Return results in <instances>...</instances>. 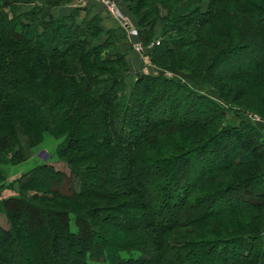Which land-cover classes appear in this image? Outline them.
<instances>
[{
	"label": "trees",
	"instance_id": "trees-1",
	"mask_svg": "<svg viewBox=\"0 0 264 264\" xmlns=\"http://www.w3.org/2000/svg\"><path fill=\"white\" fill-rule=\"evenodd\" d=\"M21 1L0 0V181L3 168L27 160L44 135L63 139L56 155L70 173L41 164L22 175L20 188L40 177L43 185L36 190L51 198L37 193L1 200L0 212L11 225L0 226V264H8L10 248L24 264H45L42 257L54 255L55 247L59 264H76V259L79 264H197V251L216 256L220 264H264V131L245 116L251 112L264 121V23L257 24L251 12L264 17V0H208L194 9L188 0H122L135 15L137 40L145 49L153 40L159 43L145 52L151 64L237 90L229 98L220 85L211 86L218 99L238 111V122L225 126L224 109L181 79L138 74L129 83L124 54L100 41L110 34L102 31L100 16L86 9L81 12L89 17L80 18L81 9L54 16L55 7L46 2L22 13ZM204 26L211 30L201 38ZM200 44L210 52L184 50ZM247 55L252 56L248 66L232 68L235 59ZM221 62L226 66L219 72ZM241 81L246 85L238 87ZM245 97L249 100L242 102ZM173 106L180 109L173 112ZM192 106L190 119L185 110ZM197 128L206 139L195 134L192 140L200 144L193 148L174 138L177 131L189 135ZM223 140L230 145L220 147ZM227 148L228 157L194 180L183 174L190 160L194 165ZM66 177L75 192L56 190ZM252 186L262 190L241 197ZM223 199L244 205L214 207ZM54 201L71 205L43 208ZM124 213L131 224L117 226ZM211 219H222L219 235L231 236H195L191 228ZM90 238L98 240L94 247L80 243ZM131 252L139 257H120Z\"/></svg>",
	"mask_w": 264,
	"mask_h": 264
},
{
	"label": "rangeland",
	"instance_id": "rangeland-1",
	"mask_svg": "<svg viewBox=\"0 0 264 264\" xmlns=\"http://www.w3.org/2000/svg\"><path fill=\"white\" fill-rule=\"evenodd\" d=\"M188 1L191 2L190 3V9H194V7L197 5L199 8L200 7L202 8L207 3L208 0H188ZM45 2H46V4H49V5L51 4L55 7L54 8L55 9L54 16L56 14H62L64 16H68V14L73 12L72 10H74V8H76V7L81 8L82 6H83V8H87V6H89V4H90L91 9H96L98 12H103V10L105 12V10H106L104 8V6H102V4L100 2H98V0L97 1L96 0H22L21 2H18L19 4H17V5L20 6V8L22 7L21 5H23L24 7L21 8V12L25 13V12L31 10L33 4L41 5ZM112 2H115V4H116L115 16L117 18L114 16L116 21L117 22L120 21L121 24H122V22H127L128 24L130 23L129 24L130 26H128L126 29H127L129 37L131 38L132 43L130 44L128 41L125 40L124 34H118L117 35V33H116L117 30L116 31L110 30V34H108V35L104 34V36L101 37L100 41L104 42V40H106L107 42H110L114 46L117 45L118 48H116V49H117V51L120 49L121 53H123L122 50H125V47L127 50L132 52V51H134V48H133L134 43L140 44L142 47V52L136 53L139 55V58H138L139 63H141V66H142L141 70L139 72L146 73V75L150 74V75H154V76H157V75H160L163 73L168 77H172V78L174 77L175 79H177V78L181 79L185 85H187L188 87H192V89H194L197 92L202 93L205 96L206 95L209 96L220 107H222L224 109V112L226 115L224 116L225 118H223V120H222L223 126L227 125V123L228 124H234L235 122H238V116H239L238 111L235 108L230 107L228 104L229 102L227 100L221 99V98L218 99V96L216 94H214L211 86L220 85L219 87H222V89H225L224 94L227 95L229 98L234 97L236 95L235 93L237 90L232 92L233 90H226V87H228V86L225 85L224 83L217 82V81H210L207 79L205 81H203V80H199L195 76L194 77L196 79L192 78V77L190 78V77H188V75L186 73H177V75H174V74L169 73V72H163L160 70V67H159L160 65L158 66L157 64H151L149 58H147L148 55L145 54V52L149 51L150 50L149 48H153L155 45L154 43H156L158 41L153 40L152 42H149L150 43L149 46H147V48L145 49L144 45L141 42L139 43V41L137 40L138 34L136 36L131 35L132 30L137 31V27L135 25H133V23H131V21H130V19L132 20V16L135 17V15L129 13V10H128L129 4L125 3L122 0H116V1L112 0ZM161 12H163V11H161ZM189 12H192V11L190 10ZM251 12H253V16L255 17L254 19L257 22V24L264 23V19H263L264 17L258 16L257 12H255L253 10H251ZM106 13L109 14L108 12H105V14ZM105 14H104V16L107 15V14L106 15ZM78 15L80 18H84L83 17L84 15L88 16L87 13H83L81 11H80V13L78 12ZM110 15L111 14H109V17H110ZM109 17H106V18H109ZM195 18L196 17H194L193 20L198 21V19H195ZM156 25H157L156 27L154 26L155 33H156L155 37H158L157 39H159V36L161 35L160 32L162 30L161 29L162 23L158 22ZM164 26H165L164 28H168L167 24ZM210 30H211V27L204 26V30H203L204 32L202 31V33H199V36L201 38H203L205 36L204 33L210 32ZM107 32L109 33V31H107ZM107 32L104 31V33H107ZM122 36H123V38H122ZM126 38H127V36H126ZM155 46H157V45H155ZM106 49L108 51L111 48L108 47ZM184 50L185 51L191 50V52L194 55L198 54L199 52H201L202 54H205V53L208 54L210 52V50H208L207 47H205V46L203 47L201 44L197 49H193L191 46V47L184 48ZM102 56L104 57L105 53L102 54ZM246 57L247 58L244 57V59L242 61H240L241 63L237 59H235L234 62L232 63V68L240 69L239 67L243 68L244 66H248V63L250 62L252 56L247 55ZM142 62H143V64H142ZM225 64H226V62H221L217 70H219V72H220L222 67L226 66ZM127 65H128V62H127ZM128 69H129V67H128ZM132 69L133 68L131 66V70ZM132 73L134 74L135 71L132 70ZM129 80H130V78H129ZM242 84L245 86L246 85L245 81H241V82L237 83L236 85L237 86L239 85L238 87H242ZM231 93H234V94L231 95ZM245 100L248 101L249 98L245 97L242 100V102H245ZM251 106L254 108V110H256L253 103H251ZM171 109L173 112H176V111H178V109H180V107L178 109H176V107L173 106V108H171ZM186 109L187 110H185V111L187 112V114H189L188 115L189 118L192 119L194 116L193 112L192 113H189V112L194 111V106H192L189 109L188 108H186ZM166 111H167V114L172 113L171 110H166ZM205 113L209 114V112L207 110H205ZM245 116L248 117L247 121L249 123L252 122L253 124L259 126L262 131H264V121L257 114L249 112ZM208 128H214V126H210ZM188 133H189V135H187V132L177 131V133L174 136L175 140L178 139L179 137H181L182 140L180 143L185 148L186 147L193 148L194 145L200 144L199 141L196 142V141L192 140L193 136L197 133H199L201 135L200 137L202 139H206V136L204 135V132L201 129H198V130L195 129V132H193V133L188 132ZM23 138H24L23 141H25L24 136H23ZM62 140H63L62 138L55 139L51 135H44L37 140V144L35 145V147L30 150L31 156L27 160L23 161L22 164L14 166V167L13 166L7 167V168L4 167L2 170V173H3V176L5 177V180L0 181V187H1V185L3 186V188H0V202L2 199H8L10 197L17 198V197H23L24 196L26 198H30V197L35 196L37 193L39 194L40 197L46 194L49 198H51V196L48 195L49 194L48 192L40 191V189L36 190L35 186H39V185L42 186L43 185V182L41 181L40 177H36V179L34 180V183H32V185H30L29 188L26 187V188L21 189L19 181L22 179V177H23L22 175L30 173V171L36 169V167H38L41 164L48 165V166L51 165L54 167L55 170L61 171V173H64V175L67 174V176H69L70 171L68 169L67 164L64 163L63 161L58 160V156L56 155V152L58 150V146L62 144ZM225 144L227 146L230 145V143H227V141L223 140L221 142V145H219V146L225 147ZM213 149L214 148H211V150H213ZM227 153L231 154L232 153L231 149H229V150H228V148H227V150L225 149L224 151H222L220 156L208 153V155H207L208 157L205 160H202L201 162H198L194 165H191L193 160H190L189 165H187V167H185L182 170V172H183V174L188 176L189 179L194 180L196 178V176L207 172L206 169L208 170L209 168H211L212 164L214 165V164L218 163L219 160H223L225 157H228ZM42 176H43V174H42ZM69 179H70L69 177H66L65 181L60 182V184L57 187H55L56 190H59L60 193H64V194L75 192L76 189L73 188L72 181H69ZM31 186H33V187H31ZM259 190H262V187L252 186L251 188H249V190L242 193L241 197L246 198V199L252 198V197L257 195V192ZM235 193L237 194V192H235ZM114 204H113V206L117 205L116 203H114ZM66 205H71V204H70V202H67V201L66 202L65 201H54V202H51V204H44L42 206H44L43 208L45 210L50 209V208L51 209L54 208L55 210H57V209H61V208L65 207ZM99 205L105 206V203H99ZM243 205H244V201H242V200H238V201H232L231 200L230 201L227 199H223V200L218 201L216 203V205H214V207L219 206L221 208H224V207L225 208H231V207H238V206H243ZM119 216L121 218L125 217V220L121 221L120 223H116L117 226L122 227L124 225L131 224L130 218L128 216H126L125 213L120 214ZM8 219L9 218L1 210V212H0V226L3 227L4 229H8L9 226L11 225V221ZM56 221L58 223H60L59 220H57V217H56ZM228 221H230V220H228ZM109 222H115V221H113L112 219H109V221L107 223H109ZM224 225H225V222L222 219H211L208 222H201L199 224H196V226H195L196 230H195V228H191V229H193L195 231V233H196L195 236H197L199 238L205 237V238H208L209 240L210 239H219V238L224 239L225 237L231 236V235H225V236L219 235V233L221 232ZM252 225L254 226V223ZM252 225H250L249 227L251 228ZM45 226H46V222H45ZM239 226L243 231L247 230L246 226H241L240 224H239ZM230 227H232V226H230ZM44 231H45V229L42 231H39V233L43 234ZM233 232H234V234H236V236H239L240 234H242L241 232L235 233L234 229H233ZM189 233H191V232H189ZM210 233H212V234H210ZM55 239H54V245H55ZM48 241H51V239L48 238ZM96 241H98V240H96ZM96 241L94 240V238H90L89 241H84L81 239L80 243H86L88 246L94 247V245L97 243ZM27 243H28V248L33 249L32 248L33 244L31 242H27ZM15 246L16 245H14V247ZM17 248H18V246H17ZM41 252H42V249H41ZM5 254H6L5 255L6 259H8V262H7L8 264H24L21 262V256L18 254L17 249L10 248L9 252H6V250H5ZM53 254L54 255H52L49 252L47 254L46 259H44L42 257L43 262L46 261L45 264H59L58 263L59 251L56 249V247H55V251ZM202 254L203 253L201 251H197V258L195 259V262L198 261L197 264H220L218 262L216 256H214V255L203 256ZM148 256H150V257H147V258L151 259V255H148ZM120 257L123 258L124 260L125 259H137L139 257V255L136 252L135 253L131 252V253H125L123 255L120 254ZM76 264H79V261L77 259H76Z\"/></svg>",
	"mask_w": 264,
	"mask_h": 264
},
{
	"label": "crops",
	"instance_id": "crops-1",
	"mask_svg": "<svg viewBox=\"0 0 264 264\" xmlns=\"http://www.w3.org/2000/svg\"><path fill=\"white\" fill-rule=\"evenodd\" d=\"M77 8L81 9L80 11H83L82 9H86L90 16H92V15L100 16L101 17V24L100 25H101L102 31L107 32V31H110V30H113V31L117 30V32H116L117 35L118 34H124L125 40L128 41L130 44L132 43L131 38L128 35L126 27H124L121 24L120 21L117 22L114 16L110 15V17H109V14L106 13L108 15L107 16L105 14V12H107L106 10H105V12H104V10H103V12H98L96 9H91L90 8V4H89V6H87V8H83V6H82L81 8L80 7H76L74 9H77ZM104 14L106 16H104ZM106 17H109V18H106ZM130 21H131V23H133V25L136 26L135 17L132 16V20L130 19ZM126 36H127V38H126ZM122 38H123V36H122ZM122 51H123V54L125 56L126 61L128 62V67H129V72L128 73H130V74H129V77L127 78V80H129V78H130L129 83L134 82V80H135V78H136V76L138 74H145L146 75V73L139 72L141 70V67H142L141 63H139V59H138L139 55L136 54V52H134V51L131 52V51L127 50L126 47H125V50H122ZM142 64H143V62H142ZM131 66L133 68L132 70L135 71L134 74L132 73Z\"/></svg>",
	"mask_w": 264,
	"mask_h": 264
},
{
	"label": "built area",
	"instance_id": "built-area-1",
	"mask_svg": "<svg viewBox=\"0 0 264 264\" xmlns=\"http://www.w3.org/2000/svg\"><path fill=\"white\" fill-rule=\"evenodd\" d=\"M97 1V0H96ZM98 2H100L101 4H102V6H104V8L106 9V11L109 13V14H111L112 16H115V6H116V4H115V2H112V0H98ZM116 17V16H115ZM117 18V17H116ZM122 25L124 26V27H128L129 26V24L127 23V22H122ZM131 35H134V36H136L137 35V31L136 30H132L131 31ZM140 43V42H139ZM155 45H159V43L158 42H156V43H154ZM153 44V45H154ZM134 51L136 52V53H141L142 52V47H141V45L140 44H138V43H134Z\"/></svg>",
	"mask_w": 264,
	"mask_h": 264
}]
</instances>
